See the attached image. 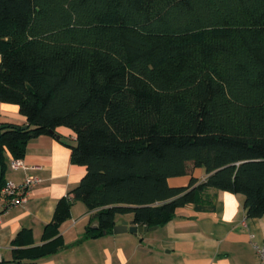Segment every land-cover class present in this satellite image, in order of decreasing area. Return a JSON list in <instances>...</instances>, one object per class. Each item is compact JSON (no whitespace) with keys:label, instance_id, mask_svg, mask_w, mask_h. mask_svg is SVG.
I'll return each instance as SVG.
<instances>
[{"label":"trees","instance_id":"16d2710c","mask_svg":"<svg viewBox=\"0 0 264 264\" xmlns=\"http://www.w3.org/2000/svg\"><path fill=\"white\" fill-rule=\"evenodd\" d=\"M0 102L28 125H2V176L5 151L20 159L57 128L86 170L40 245L16 234L11 264L64 246L72 201L96 212L91 236L117 216L150 228L188 204L211 212L210 191L264 216V0H0ZM190 168L206 178L169 186Z\"/></svg>","mask_w":264,"mask_h":264},{"label":"crops","instance_id":"0c3cea01","mask_svg":"<svg viewBox=\"0 0 264 264\" xmlns=\"http://www.w3.org/2000/svg\"><path fill=\"white\" fill-rule=\"evenodd\" d=\"M5 124L22 127L27 122L17 106L0 102V130ZM75 144V135L66 128L38 136L27 143L24 156L18 159L23 165L19 169L11 168L14 159L4 152L3 182L20 183L28 176L41 182L24 204L9 211H3L0 198V263L11 264V241L23 229L30 231L34 245H40L56 204L71 197V191L79 185L86 170L70 161L68 146ZM206 176L203 169L190 168L188 175L177 181L169 179L168 184L185 187L191 177L203 181ZM210 193L211 212H195L188 204L167 224L138 235L112 232L91 236L87 230L97 226L96 212L88 211L81 201H72L70 217L59 227L64 246L55 254L22 264H259L250 237L264 244V216L247 218L242 195ZM117 220L131 223L132 216H117Z\"/></svg>","mask_w":264,"mask_h":264},{"label":"built area","instance_id":"2783aa9c","mask_svg":"<svg viewBox=\"0 0 264 264\" xmlns=\"http://www.w3.org/2000/svg\"><path fill=\"white\" fill-rule=\"evenodd\" d=\"M12 169L23 168L22 162L18 159H14L10 164ZM41 180L34 176L25 177L20 183H14L12 181L4 182L0 188V198L3 202V211H9L14 207L24 204L29 197V194L33 187L38 185ZM251 245L257 255L259 264H264V244L254 241L253 235H251Z\"/></svg>","mask_w":264,"mask_h":264},{"label":"water","instance_id":"95a60500","mask_svg":"<svg viewBox=\"0 0 264 264\" xmlns=\"http://www.w3.org/2000/svg\"><path fill=\"white\" fill-rule=\"evenodd\" d=\"M21 128L26 129L27 125L22 126ZM1 178H2V173H1V168H0V180H1ZM95 228H97V226ZM156 228L157 227H150V228L138 227L136 225H133L132 222L129 223V222L124 221V220H117L114 222L112 232L115 235L124 234V233H130L133 235H138V234H141L142 232L152 231Z\"/></svg>","mask_w":264,"mask_h":264},{"label":"rangeland","instance_id":"374dc122","mask_svg":"<svg viewBox=\"0 0 264 264\" xmlns=\"http://www.w3.org/2000/svg\"><path fill=\"white\" fill-rule=\"evenodd\" d=\"M177 179H180V177H178V178H172V179H170V181H177ZM171 183H173V182H171ZM122 216H125V217H127V216H131L130 214H128V215H122Z\"/></svg>","mask_w":264,"mask_h":264}]
</instances>
